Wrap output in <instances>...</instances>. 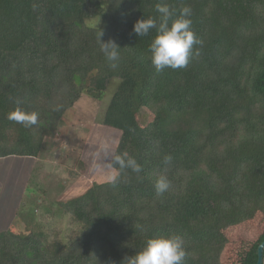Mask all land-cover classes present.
<instances>
[{"label": "trees", "instance_id": "trees-1", "mask_svg": "<svg viewBox=\"0 0 264 264\" xmlns=\"http://www.w3.org/2000/svg\"><path fill=\"white\" fill-rule=\"evenodd\" d=\"M158 3L177 14L190 6L202 41L186 67L160 73L149 52L156 30L133 32L138 19L159 23ZM100 32L121 47L115 69ZM111 87L101 118L120 134L111 159L127 152L142 171L58 201L52 212L77 226L62 240L41 223L0 229V264H125L148 239L170 235L185 241L184 264H225L230 227L264 220V0H0V158L41 157L75 101ZM17 99L39 113L37 125L7 119ZM160 175L171 182L162 196ZM263 240L264 227L239 264H255Z\"/></svg>", "mask_w": 264, "mask_h": 264}, {"label": "rangeland", "instance_id": "rangeland-1", "mask_svg": "<svg viewBox=\"0 0 264 264\" xmlns=\"http://www.w3.org/2000/svg\"><path fill=\"white\" fill-rule=\"evenodd\" d=\"M113 89H108L99 99L82 94L62 116L55 135L43 141L41 157L0 158V229L26 233L32 223H41L50 239L56 236L61 240L70 230L77 229L69 214L52 210L57 209L58 201L82 193L93 182L107 181L104 164L111 160L120 134L101 124V118ZM139 112L144 114L146 122L152 119L146 107ZM78 158L84 163L79 169L75 166ZM23 213H30V217L23 220ZM263 227L260 213L254 215L250 225L230 227L227 249L221 260L225 264H239L249 248L248 242Z\"/></svg>", "mask_w": 264, "mask_h": 264}, {"label": "clouds", "instance_id": "clouds-1", "mask_svg": "<svg viewBox=\"0 0 264 264\" xmlns=\"http://www.w3.org/2000/svg\"><path fill=\"white\" fill-rule=\"evenodd\" d=\"M156 11L160 14L159 23L156 18L138 19L133 25V32L141 36L149 34L150 30L155 29L156 35L149 45L150 60L157 73L166 68L173 70L184 68L188 65L189 59L199 56L198 48L194 46L201 45L202 41L192 30V9L184 5L179 9L170 7L168 4L158 3ZM175 17V18H174ZM100 32L98 40L100 50L109 66L113 69L118 67L121 48L114 40L109 39L106 42L101 41ZM17 105L11 110L7 119L14 121L25 128H32L37 125L39 113L36 111L28 112L19 107L21 101L14 100ZM171 157H165V163H168ZM118 166V170H117ZM107 173V180L115 184L120 176V172L130 169L133 172L140 173L141 165L137 160L127 152L115 155L111 160L104 164ZM171 186V182L165 175H160L155 183L157 195H163ZM186 257L185 241L180 235L162 236L150 238L145 246L135 255L125 258V264H184Z\"/></svg>", "mask_w": 264, "mask_h": 264}, {"label": "water", "instance_id": "water-1", "mask_svg": "<svg viewBox=\"0 0 264 264\" xmlns=\"http://www.w3.org/2000/svg\"><path fill=\"white\" fill-rule=\"evenodd\" d=\"M263 251H264V240L257 247V250H256L257 259H256V263L255 264H262Z\"/></svg>", "mask_w": 264, "mask_h": 264}, {"label": "crops", "instance_id": "crops-1", "mask_svg": "<svg viewBox=\"0 0 264 264\" xmlns=\"http://www.w3.org/2000/svg\"><path fill=\"white\" fill-rule=\"evenodd\" d=\"M0 185H1V188H2V184L0 183Z\"/></svg>", "mask_w": 264, "mask_h": 264}]
</instances>
